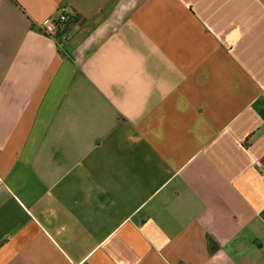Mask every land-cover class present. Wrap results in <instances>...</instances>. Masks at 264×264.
Instances as JSON below:
<instances>
[{"label": "crops", "instance_id": "crops-1", "mask_svg": "<svg viewBox=\"0 0 264 264\" xmlns=\"http://www.w3.org/2000/svg\"><path fill=\"white\" fill-rule=\"evenodd\" d=\"M0 264H264V0H0Z\"/></svg>", "mask_w": 264, "mask_h": 264}, {"label": "built area", "instance_id": "built-area-1", "mask_svg": "<svg viewBox=\"0 0 264 264\" xmlns=\"http://www.w3.org/2000/svg\"><path fill=\"white\" fill-rule=\"evenodd\" d=\"M69 21V15L65 12H60L57 14L54 18L50 20V23L52 25V28H48V20H44L41 22L42 32L44 35H49L51 33H54V35L59 36L60 38H64V35L62 33V30L66 23Z\"/></svg>", "mask_w": 264, "mask_h": 264}]
</instances>
